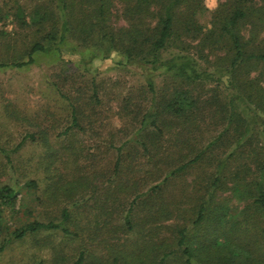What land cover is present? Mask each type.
<instances>
[{"label": "rangeland", "instance_id": "1", "mask_svg": "<svg viewBox=\"0 0 264 264\" xmlns=\"http://www.w3.org/2000/svg\"><path fill=\"white\" fill-rule=\"evenodd\" d=\"M225 1L204 0L197 17L205 31ZM40 3L0 0V186L16 184L20 195L15 212L3 213L0 246L15 228L34 220L61 223L65 211L69 233L29 234L6 245L0 264H76L82 254L80 264H111L114 252L121 257L153 239L179 251L168 258L169 264H183L175 244L181 230L193 248L201 237L216 238L212 229L217 227L221 236L236 229L260 231L264 211L245 192L254 191L264 140L258 126L252 138L236 141L233 131L221 136L227 122L214 112L227 90L211 79L186 86L171 72L125 64L118 52L108 55V46L96 34L87 41L69 36L60 55L40 53L32 64L11 66L28 60L33 42L49 44L44 38L49 28L23 26L16 16L22 6L30 22ZM112 23L125 24L118 6ZM258 27L254 36L245 31L246 39L254 37L250 48H264V24ZM201 38L182 53L190 51L201 70L213 73L216 54L227 46L216 38V52L210 53ZM177 52L174 46L164 57ZM151 79L155 91L149 89ZM185 89L202 102H214L208 115L199 113L194 123L165 109L167 100ZM74 106L81 112V128L72 126ZM149 110L157 113L158 127H142ZM218 136L222 143L209 147ZM202 151L204 157L191 163ZM241 166L249 187L235 192L230 174ZM202 204L205 217L197 222Z\"/></svg>", "mask_w": 264, "mask_h": 264}, {"label": "trees", "instance_id": "2", "mask_svg": "<svg viewBox=\"0 0 264 264\" xmlns=\"http://www.w3.org/2000/svg\"><path fill=\"white\" fill-rule=\"evenodd\" d=\"M37 5L31 21L22 6H18L16 16L23 26H39L49 28L44 36L49 44L35 41L31 44L27 54V61L12 62L11 66L23 67L36 60V54L60 55L61 49L68 45V37L73 36L81 41H87L96 34L100 41L111 51L121 54L126 63H137L150 66L153 70L171 72L181 77L186 86L212 80L217 88L227 90L223 102L217 104L214 113L221 115L227 122L221 134L225 136L233 131V139L240 141L244 135L256 131L255 126L264 140V48L262 46L250 48L254 37L246 39L245 31L249 30L254 36L259 24H264V0H227L220 4V9L212 20V27L205 31L199 23L197 14L203 7L204 0H52V4ZM115 6L121 8L125 24L112 23ZM252 24V26H251ZM204 35V36H203ZM202 37V38H201ZM200 44H207L210 53L216 52L215 39H223V47L227 50L216 54L215 70L213 73L201 70L196 57L190 53L191 41L200 39ZM177 46L178 52L172 57L165 58L164 54L170 48ZM107 57V55L105 56ZM254 75V76H252ZM149 89L155 91L153 80L148 81ZM214 102L201 101L192 96L190 90H180L165 103V109L183 121L193 122L199 114L206 117L208 107ZM198 110L197 112H194ZM81 112L73 107L72 126L81 128L79 120ZM157 113L149 110L142 120V127L152 125L158 127ZM185 119V120H184ZM248 137V138H249ZM231 138V139H232ZM221 137L212 140L209 147L217 146ZM230 140V139H228ZM222 143V142H221ZM220 145V144H219ZM205 151L199 153L192 162H198L204 157ZM7 162L11 159L5 153ZM117 159L116 166L119 165ZM189 163V162H188ZM188 164L181 166V170ZM258 179L254 182V191L248 189L245 195L255 197V201L264 211V161L259 167ZM243 167L231 172L230 179L234 181V191L241 187H249L247 181L242 180ZM12 172V170H11ZM219 179L214 181L215 185ZM242 180V181H240ZM35 182H31V184ZM78 186V185H77ZM77 186L72 188L75 192ZM20 201L19 186L5 184L0 186V230L5 228L4 212L8 209L15 212ZM205 204L200 205L197 222L205 217ZM62 222H43L34 220L28 224L15 228L8 233V239L0 246L3 251L9 243L25 238L29 234H36L42 230L61 229L69 233L64 223L69 219L65 211ZM131 219L126 217L128 226ZM221 221L217 225H220ZM179 231L175 244L181 248L183 264H264V227L255 233L242 232L240 229L225 232L221 236L219 227L212 229L214 239L201 237L194 247L188 242L190 237ZM241 232V233H240ZM221 236V237H220ZM224 239V240H221ZM170 245L165 241L155 239L141 245L136 251H128L119 257L118 252L112 254L111 264H169L168 258L179 252L169 250ZM82 254L76 264L83 261ZM121 255V254H120ZM183 255V256H182ZM125 262L123 263V261ZM204 259V261H203Z\"/></svg>", "mask_w": 264, "mask_h": 264}]
</instances>
